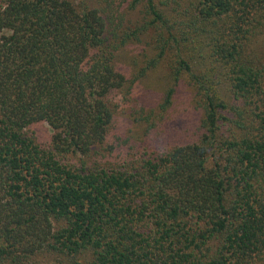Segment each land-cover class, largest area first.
<instances>
[{
    "label": "trees",
    "instance_id": "trees-1",
    "mask_svg": "<svg viewBox=\"0 0 264 264\" xmlns=\"http://www.w3.org/2000/svg\"><path fill=\"white\" fill-rule=\"evenodd\" d=\"M136 4L142 22L119 36L100 4L0 0V264H246L263 252L264 61L251 51L264 0ZM147 32L177 65L126 77L115 51ZM206 44L217 65H190ZM163 67L161 107L185 80L198 141L102 161L113 95ZM39 121L46 145L29 132Z\"/></svg>",
    "mask_w": 264,
    "mask_h": 264
},
{
    "label": "rangeland",
    "instance_id": "rangeland-1",
    "mask_svg": "<svg viewBox=\"0 0 264 264\" xmlns=\"http://www.w3.org/2000/svg\"><path fill=\"white\" fill-rule=\"evenodd\" d=\"M75 5L82 2L102 5L113 19L120 36L124 31L132 30L143 20V9L140 5L130 6L132 0H71ZM255 37L252 54L264 61V26ZM6 34L7 31L0 32ZM207 44L189 57L190 65H217L216 61L207 56ZM175 49L168 47L162 55L159 54L158 42L151 32L141 34L139 39L129 40L115 51L114 65L125 67L124 72L134 75L141 65H177ZM200 50V49H199ZM261 61V60H260ZM131 65V67H130ZM133 65H138L135 67ZM166 67L151 69L146 76L136 80L134 86L129 87L126 80L125 87L113 95L116 112L109 131V135L102 144L97 146L98 153L103 154L102 161L124 159L126 161H142L153 157L159 152L166 151L175 144L198 141L200 137V119L202 108L196 102L194 91L181 78L175 86L171 97L172 103L165 108L161 107L164 100V91L168 84L169 75ZM170 74V72H169ZM130 80V78L128 79ZM29 132L36 136V141L48 144L52 136V129L45 121H39L29 126ZM99 155V154H98ZM136 166V164H134ZM48 259L40 255L32 264H58L55 257ZM246 264H264L263 252Z\"/></svg>",
    "mask_w": 264,
    "mask_h": 264
}]
</instances>
